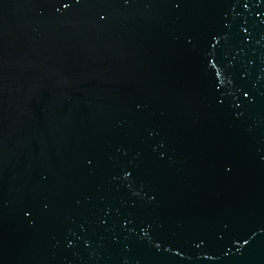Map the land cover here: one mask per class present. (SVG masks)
<instances>
[{
  "label": "water",
  "instance_id": "obj_1",
  "mask_svg": "<svg viewBox=\"0 0 264 264\" xmlns=\"http://www.w3.org/2000/svg\"><path fill=\"white\" fill-rule=\"evenodd\" d=\"M0 264H264V0H0Z\"/></svg>",
  "mask_w": 264,
  "mask_h": 264
}]
</instances>
